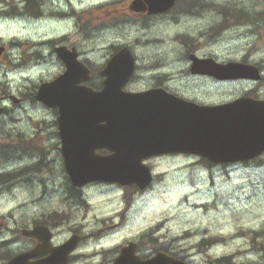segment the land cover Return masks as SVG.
<instances>
[{
  "label": "rangeland",
  "instance_id": "rangeland-1",
  "mask_svg": "<svg viewBox=\"0 0 264 264\" xmlns=\"http://www.w3.org/2000/svg\"><path fill=\"white\" fill-rule=\"evenodd\" d=\"M12 1L0 0L1 42L8 44L17 36L23 40L0 58V97L14 95L20 102L14 104L11 98L1 102L6 112L0 120V163L12 149L5 146L20 145L28 156L8 167L38 163L40 171L26 170L16 179L0 181V264L29 245L22 230L43 220L57 222L63 238L70 229L83 226L87 234L84 250L97 241L102 242L99 251L102 246L137 239L144 253L153 252L154 246L142 237L151 230L162 236L164 244L181 236L184 240L173 250L186 256L187 264H264V156L259 163L232 168L210 166L190 156L151 160L157 181L150 193L140 196L131 186L122 189L101 184L98 189L85 188L78 197L70 193L60 168L55 111L36 97L31 99L37 84L63 73L53 54L63 41L79 46L83 59L93 68L95 76L87 86H98V71L114 47L127 45L133 48L138 63V80L128 90L139 91L165 81L170 90L200 104L232 101L253 85L210 83V78L189 72L187 56L195 53L219 62L244 58L264 68V23L227 22L224 13L264 11V0H189L193 1L192 14L182 10V3L159 15L130 12L133 0H51L38 7L45 18L30 20L28 28L10 18V10L11 14L26 10L23 5L11 8ZM24 39L32 40L31 44ZM49 40L48 45L30 50ZM22 60L29 68L15 71L12 66ZM42 61L46 66L32 67ZM7 78L10 80L3 83ZM252 90L264 98V82H257ZM12 237L16 239L5 241ZM94 257L98 260H80L79 264L112 261L111 254L102 261L103 253ZM226 257L229 261L218 262Z\"/></svg>",
  "mask_w": 264,
  "mask_h": 264
},
{
  "label": "water",
  "instance_id": "water-1",
  "mask_svg": "<svg viewBox=\"0 0 264 264\" xmlns=\"http://www.w3.org/2000/svg\"><path fill=\"white\" fill-rule=\"evenodd\" d=\"M174 3L175 0H135L133 8L136 11H145L148 5L149 12L155 13L168 10ZM63 50L59 49L60 52ZM191 58L195 61L193 71L213 73L222 78L243 76L258 78L250 67L240 64L219 68L212 59L200 61L195 57ZM133 67L132 63L127 62L126 56L119 53L109 62L103 74L108 76L109 84L113 82L122 84L132 73ZM81 72L83 74L79 80L87 79L89 71L82 64H77L76 68H71L55 82L43 85L38 94V98L45 103L60 107L59 122L66 166L76 184L81 185L93 180H113L124 184L144 185L147 169L142 165L141 160L150 153L147 152L148 148L159 147L160 144L171 145L174 141H182L186 135L189 140L193 136H200V132L204 129L211 130L217 125L218 119L212 122L214 115L210 108L199 109L189 103L167 98L159 91H150L137 96L123 95L125 98L116 102L115 110L112 113L109 111V116H89L88 108L97 106L96 101H92L88 94L85 95L80 90L83 88L79 89L72 84ZM81 106H86L88 111L79 110ZM2 111L0 108V114ZM222 112L225 120L230 121L229 125L231 124L230 127L233 128L234 123L237 122L235 116L241 115V111L233 106L223 107ZM237 132L230 128L219 127L210 134L212 136L202 137L207 144L217 143L221 148H225L226 154L220 158V161L231 160L232 155L237 160H243L264 151V133H257L233 149L231 145ZM240 136L249 138L248 134ZM169 137L171 138L167 141L166 138ZM103 147L110 148L114 154L98 155L95 150ZM190 148L191 146L183 147L179 151ZM248 150L251 151L250 154L246 152ZM34 233L37 235L39 230L36 229ZM56 258L57 255L51 261ZM160 264L183 263L162 259Z\"/></svg>",
  "mask_w": 264,
  "mask_h": 264
},
{
  "label": "flooded vegetation",
  "instance_id": "flooded-vegetation-1",
  "mask_svg": "<svg viewBox=\"0 0 264 264\" xmlns=\"http://www.w3.org/2000/svg\"><path fill=\"white\" fill-rule=\"evenodd\" d=\"M48 1H51V0H20L19 3H20L21 5H24V6L28 9V10H27V13L24 14V17H25V18H31L32 15L28 13L30 7H31L32 9H34V8H38V7H41V8H42V7H43ZM35 20L38 21L39 19H35ZM11 44L14 45V42L11 43ZM2 46H4V45H2ZM5 47H6V46H5ZM6 48H7V47H6ZM9 53H10V52H9ZM7 54H8V53H7V50H5V52H3V54H1V57H0V58L5 57ZM24 62H25V61L22 60V61L19 62V63L22 64V63H24ZM58 62H59V64H60V67H61V68H64L63 62H62L60 59L58 60ZM37 63H38V62H37ZM13 240H14V239H12V240H10V241H13ZM26 240H27L26 243H28L29 245H26L27 247L23 249L24 251L32 250V249H34L35 247H37L38 245H40V243H39V241H38L37 239H34V238H26ZM66 240H67V238H63V237H57V238H56V236H55V241L53 242V245H54V246H60V245H62L63 243H65ZM74 253H75L74 251L71 253V255H70V259H71L72 257H74V255H75ZM49 254H51L50 251L45 252V254H43V255H41V256H39V257L33 258L32 261H37V260L41 259L43 256H47V255H49ZM66 264H73V261H70V260H69ZM74 264H78V263L75 262Z\"/></svg>",
  "mask_w": 264,
  "mask_h": 264
},
{
  "label": "trees",
  "instance_id": "trees-1",
  "mask_svg": "<svg viewBox=\"0 0 264 264\" xmlns=\"http://www.w3.org/2000/svg\"><path fill=\"white\" fill-rule=\"evenodd\" d=\"M198 1V0H197ZM199 7V6H198ZM264 14L263 12L260 13H255V18L257 20H264L263 18H261V15ZM263 16V15H262ZM233 17H237V15H234ZM238 19V18H237ZM250 20H252L251 18H249ZM256 234H261V233H256ZM226 261H229V258H225Z\"/></svg>",
  "mask_w": 264,
  "mask_h": 264
}]
</instances>
